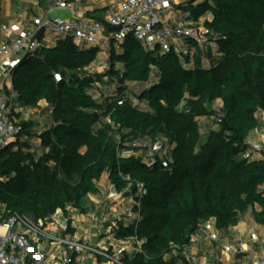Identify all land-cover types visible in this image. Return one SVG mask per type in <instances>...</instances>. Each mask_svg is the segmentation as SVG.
Masks as SVG:
<instances>
[{"label":"trees","instance_id":"obj_1","mask_svg":"<svg viewBox=\"0 0 264 264\" xmlns=\"http://www.w3.org/2000/svg\"><path fill=\"white\" fill-rule=\"evenodd\" d=\"M181 8L209 41H186L197 48L191 67L184 49L160 54L129 36L112 42L102 72L94 66L103 50L71 38L12 70L17 105L34 110L45 102L52 122L19 121L16 142L1 153L3 218L82 212L88 196L103 195L106 177L139 216L112 219L113 241L142 244V252H124L122 264H188L184 249L210 221L226 231L251 211L264 226V158H242L264 111V0H189ZM99 85L100 96L89 91ZM217 101L222 108L212 111ZM204 117L218 130L203 139ZM162 139L172 147L164 159L155 150Z\"/></svg>","mask_w":264,"mask_h":264},{"label":"built area","instance_id":"obj_2","mask_svg":"<svg viewBox=\"0 0 264 264\" xmlns=\"http://www.w3.org/2000/svg\"><path fill=\"white\" fill-rule=\"evenodd\" d=\"M177 1L180 0H115L109 5L105 20L106 25L113 29L108 33L104 25L97 21L77 16L75 13L77 5L74 2L54 0L57 9L70 12L72 15L39 17L34 20L30 29L16 37L0 40V60L4 61L3 81H0V155L16 142L21 130L18 125L19 121H22L21 115L30 111L17 105L12 85V70L25 56L47 47L50 39L58 42L62 38H71L78 46H99L103 50V55H108L113 41L117 44L129 36L139 41L146 50L159 49L160 54L171 53L174 49L180 55L179 44L187 45V40L195 42L200 47L205 46L209 41L204 28L199 27L189 17L184 18L176 27L163 23L160 12H169V6ZM9 31L7 25L0 24V37L7 35ZM184 51L190 58V62L186 65L193 66L197 48L186 46ZM61 80L62 76L55 74V81L59 83ZM257 118L258 127L250 135L247 149L242 154V158L246 160L264 158V111L258 112ZM37 120L41 124V121ZM206 120L211 119L206 118ZM217 121L221 120L217 119ZM204 129L207 133L206 124ZM23 140L27 141L29 137L25 135ZM31 142L37 148L41 145L39 139H32ZM159 144L162 151L160 158L170 157L172 147L168 141L160 140L155 148ZM164 146L168 147L167 151H163ZM103 196L107 200L123 198L122 194L115 192L107 195L103 193ZM4 208L0 205V264H81L90 255L106 258L111 264H122L119 257L125 252V248L121 247V244H127L130 240L113 241L109 246L111 251L109 249L107 251L103 247H93L83 239L71 238V224L62 211L45 220L20 215L5 219L2 217ZM98 212L99 209H95L91 215V223L87 231L90 237L97 232L102 233L103 223L99 224ZM135 218L139 219V216ZM106 221L107 217L103 219L104 223ZM262 236L264 231L253 230L250 233L253 242H258ZM131 241L135 244L134 249L142 252V244L135 238ZM203 242H209L214 248L202 252L200 245ZM192 248L193 252L190 251ZM199 254L202 255V261L195 259ZM183 256L188 264H231L240 256L248 257L252 264H264V257L253 253L251 246L242 243L228 245L218 234L191 240L190 245L184 249Z\"/></svg>","mask_w":264,"mask_h":264},{"label":"crops","instance_id":"obj_3","mask_svg":"<svg viewBox=\"0 0 264 264\" xmlns=\"http://www.w3.org/2000/svg\"><path fill=\"white\" fill-rule=\"evenodd\" d=\"M70 1L74 2L77 5V9L75 11L77 16L98 22L100 19H104V21L106 20V17L108 15V7L115 0H70ZM188 1L189 0L177 1L176 3H173L169 6L170 8L169 12L167 13H165V11L160 12V16H161L163 23L171 25L173 27L178 26L184 18L188 17V15H186L183 8H181ZM96 11H101V12L94 14V12ZM47 15H52V16L61 15L64 17H70L72 13L57 9L54 0H0V24L7 25L10 29L7 35L0 37V40L6 39L9 37L18 36L20 33L30 29L35 19L39 17L47 16ZM56 44L57 42L54 41V39H50V42L47 44V47H54L56 46ZM179 47H181L182 49H185L186 45L180 43ZM104 56L106 57V55ZM3 62H4L3 60H0V81L1 82L3 81L2 79ZM89 71H93V69L91 68L89 69ZM219 102L222 104L221 101ZM35 112L49 114L50 119L47 124H50L52 122L51 110L47 103L42 102L38 109H34V110L31 109L29 113H24V114L29 115V117L31 118L30 121H38L37 117H33ZM21 120H22V117H21ZM213 131L215 130L213 129ZM105 185L108 186L106 177L100 183V186L102 188H104ZM262 189L264 191V186ZM102 201L103 203L107 202V199L103 195L88 196L82 202V206L84 209H88L89 211L85 214H82L81 217L74 213L76 209H73L72 211L71 209H69L68 216L66 215L65 217L69 219L70 224H71V228L73 231V232H70L71 238L83 239L92 244L96 243L98 247L106 248L107 243L109 247L111 242H113L112 229L114 228L115 224L112 221V219L116 216L115 214L111 213L109 210H114V208L119 207L120 211L122 210L125 211L119 215H128L129 217L135 218L134 213H132L133 206L130 207L129 205L130 201L128 199L122 198L120 202H117L115 205L111 204V206L105 205L101 207V205L97 206V205H93L92 203V202H96L97 204ZM95 209H99V211L101 209V211L106 212L107 213L106 217L108 218V222L101 227L102 234H105L107 237L101 239L100 241H96L97 234H94L91 237L87 235V231L91 223V215L93 211H95ZM248 213H251V216H252L251 220L249 221L245 220V216L247 214L246 213L245 215H243L241 223L237 227L230 228L226 231L217 230L215 226V222L210 221L202 226V228L199 230L197 235L193 236L192 240H198L199 237L203 238L211 234H218L220 237H222L226 241L228 245L232 246V245H237V244L242 243V244L251 246L253 253H258L264 257V236H262L258 242H253L250 239V233L253 230L262 232L264 231V226L256 223L251 211ZM60 234H63V233L60 232ZM212 248L214 247L209 242H203L200 245V249L202 252L210 251ZM193 250H194L193 248L190 249L191 252H193ZM134 251L135 249L132 250V252ZM132 252H128V253H132ZM122 255L119 257V260H121ZM195 259L202 261V255L199 254L195 256ZM81 264H111V263L108 262L106 258L99 257L96 255H90ZM231 264H252V263L248 257L240 256L236 260H233Z\"/></svg>","mask_w":264,"mask_h":264},{"label":"rangeland","instance_id":"obj_4","mask_svg":"<svg viewBox=\"0 0 264 264\" xmlns=\"http://www.w3.org/2000/svg\"><path fill=\"white\" fill-rule=\"evenodd\" d=\"M105 61V56L104 55H102L101 56V59L95 64V66H94V69L95 70H97L98 72H102L104 69H103V67H102V65H103V62ZM105 90V88H104V86H102V85H99V86H96V88H91V89H89V91L90 92H92V93H94L95 95H97V96H100L101 95V92L102 91H104ZM183 107V106H182ZM222 108V104L219 102V101H217V102H215V103H213L212 105H211V110L212 111H220V109ZM182 109V108H181ZM184 109V108H183ZM21 117H22V120L23 121H26V122H28V121H30V117H29V115L28 114H23V115H21ZM33 117H37V119H39L40 121H41V124L40 125H42V126H45V125H47V123L49 122V119H50V115L49 114H43V113H37V112H35L34 113V116ZM39 122V121H38ZM204 124H206V126H207V129L208 130H218V127H217V125L215 124V122L214 121H211V120H206V118L204 117V118H200L199 119V125H198V128H199V133H200V135L203 137V139L205 138V133H206V130L204 129ZM156 149V151H158V150H160L161 149V146H160V144H159V146L157 147V148H155ZM168 150V147H166V146H164L163 147V151H167ZM138 155V154H137ZM139 156V155H138ZM152 158V156L151 157H148L147 159H145V161H147V162H149L150 161V159ZM104 185V184H103ZM104 189V194H109L110 192H111V189H109V187L108 186H106L105 185V187L103 188ZM121 199L122 198H119V199H117V200H107V202L106 203H103V201L102 202H100V203H97L96 204V202H92L93 203V205H97V206H100L101 205V207L102 206H111V204H116L117 202H120L121 201ZM130 202V207H132L133 205H134V202H133V200H131V199H128ZM111 201V202H110ZM91 203V204H92ZM103 203V204H102ZM121 207V206H120ZM121 209H123V208H121ZM72 211V210H71ZM89 210L88 209H84L82 212H80V211H78V210H76L74 213L75 214H77V215H79L80 217H81V215L82 214H85V213H87ZM111 213H113V214H115V215H119V214H121L122 212H125V211H120V208L119 207H116V208H114V210H109ZM99 213V217H100V221H99V224H101V223H103V225H105L107 222H108V218H107V221L104 223L103 222V219H106V215H107V213L106 212H104V211H101V209H100V211L98 212ZM251 213H247L246 214V216H245V220H247V221H249V220H251ZM102 230V229H101ZM97 234V238H96V241H100L101 239H103V238H105V237H107L105 234H102L101 232H97L96 233ZM92 244V243H91ZM93 245V247H97L98 248V246L96 245V243H93L92 244ZM121 247H123V248H126L125 249V252L127 251V252H132V250L135 248V244H134V242L133 241H128L127 242V244H121ZM110 247H108V243H107V246H106V250L108 251V249H109ZM110 251H111V249H109ZM110 253V255H111V252H109ZM113 255V254H112ZM89 263V262H88Z\"/></svg>","mask_w":264,"mask_h":264}]
</instances>
